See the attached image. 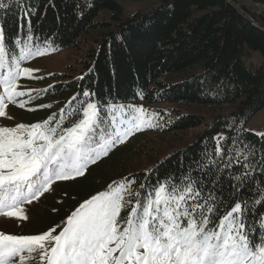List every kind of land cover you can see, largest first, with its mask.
I'll return each instance as SVG.
<instances>
[{
	"label": "trees",
	"instance_id": "1",
	"mask_svg": "<svg viewBox=\"0 0 264 264\" xmlns=\"http://www.w3.org/2000/svg\"><path fill=\"white\" fill-rule=\"evenodd\" d=\"M234 1L242 11L230 0H161L156 7L124 20L119 0H21L33 12L31 31L41 47L47 39L54 52L79 49L85 38L96 35V40L86 46L87 60L79 72L68 78L54 74L38 80L47 90L43 98L35 96L34 103L55 104L54 109H59L54 113L57 116L85 88L99 100L110 98L118 104L143 100L148 104L230 108L228 114L217 113L211 118L204 112L178 111L177 118L159 130L160 136L201 131L192 143L174 151L151 170L137 169L139 159L146 154L141 143L150 139L141 135L111 150L108 156L90 165L83 176L58 181L39 201L42 209L35 214V220H28L34 225L28 226L27 222L25 234H41L61 224L84 200L126 177H134L136 183L131 188L142 193L141 183L153 184L170 175L183 177L197 157L205 162L220 161L217 176L223 179L214 193V212L216 207L219 212L215 216L210 214V219L220 217L229 209L230 202L239 197L247 200L251 208L248 226L264 214V205L253 202L251 187L238 194L229 187L230 174H239L241 170L240 164L235 163L236 149L241 148V163L251 162L249 171L255 169L252 178L257 181L260 199H264V187L259 186L264 182L259 165L264 159V138L246 129L248 121L264 108V23L240 0ZM3 2L8 7L0 9V22L5 23L9 41L17 35L23 37L27 29L16 0ZM250 51L263 55V65L256 70L244 61ZM54 109L20 110L16 117L28 124L43 122L53 115ZM219 135L230 138L222 142L225 151L232 153L233 164L227 169L224 163L229 156L221 161L215 152L214 138ZM189 175L195 176V172L189 170ZM127 211L123 209L121 217ZM260 224H264V218L257 222V227Z\"/></svg>",
	"mask_w": 264,
	"mask_h": 264
},
{
	"label": "snow or ice",
	"instance_id": "2",
	"mask_svg": "<svg viewBox=\"0 0 264 264\" xmlns=\"http://www.w3.org/2000/svg\"><path fill=\"white\" fill-rule=\"evenodd\" d=\"M16 6L27 31L9 41L5 23L0 22V117L7 116L9 103L24 108L30 102L17 100L30 97V93L17 90V81L31 77L34 71L21 64L49 51L47 39L41 47L31 31L33 12L21 0H16ZM7 7L0 0V9ZM156 120L143 106L99 100L85 88L58 116L30 125L0 126V216L27 220L25 204L39 200L57 181L83 176L90 165L131 135L157 127ZM257 135L264 138V132ZM214 140L220 160L229 156L224 163L227 169L233 164L232 153L225 151L222 142L230 138L219 135ZM242 155V149L237 148L235 163L241 170L230 174L229 187L237 194L251 187L253 202L264 205L252 178L255 169L249 171L251 162L241 163ZM219 164L218 160L205 162L197 157L189 166L195 176L186 170L183 177L170 175L153 184L141 183L143 193L132 190L134 177H126L84 200L61 224L41 234L0 232V264H24L25 256L33 254L40 264H264V235H260L264 224L257 227L264 214L248 226L251 208L239 197L220 217L210 219V214L219 212L218 207L214 212V193L223 179L217 176ZM259 165L264 172V159ZM259 186L264 187V182ZM122 209L128 210L124 217Z\"/></svg>",
	"mask_w": 264,
	"mask_h": 264
},
{
	"label": "rangeland",
	"instance_id": "3",
	"mask_svg": "<svg viewBox=\"0 0 264 264\" xmlns=\"http://www.w3.org/2000/svg\"><path fill=\"white\" fill-rule=\"evenodd\" d=\"M119 2L124 8V20H126L139 11L143 12L156 7L160 4L161 0H119ZM240 3L245 5V7L251 14H256V16L259 17V19L264 23V3H262L261 0H240ZM108 16L109 15L107 14L106 17ZM94 40H96V35L85 38L79 49L71 48L57 52L49 49L46 54L39 57H34L28 61L23 62L21 64L22 68L28 67L33 69L34 71L31 77L22 76L17 81V90L30 93L31 98L26 95L24 97H18L17 100L18 102L20 100H30V102L27 103L24 108L19 107L18 103L16 105L9 103L6 109L7 116L0 117V126L15 127L20 123L28 124L26 122L20 121L16 117V115L18 116L20 114V110H38L40 108H43L40 107L41 105H51L49 103H34L35 96L44 92V90L46 89V87H44L42 83L38 82V80L41 81L42 78L44 79L54 74L65 75V77L68 78L79 72L84 62L87 60L85 58L87 52L86 46L89 47ZM244 61L249 68L256 70L263 65V55L259 51H250V54L244 58ZM0 92H2V88H0ZM121 105H134L137 107L143 106L145 109L149 110V114H153L157 117V127L138 131L127 139V141H129L133 137H139L141 135H148L150 137L148 141L141 143L145 146L144 148L146 149V154L139 159V162L137 164L138 171H147L148 169L151 170L160 161L168 157L174 151L182 149L195 140L197 134L201 131L200 129L178 133L176 134V136L169 134H167V136H160L159 130L161 128L167 127V124L171 120L177 118L178 111H180L181 114H187L188 111L194 113L204 112L207 116H209V118L216 116L217 113L228 114L230 112V108L228 106L222 107L221 110H214L210 107H193L187 106L185 104H148L143 100L139 101L138 103ZM51 106L52 107H50V109H54L53 106H55V104ZM56 108L57 107H55L53 114L59 110H56ZM23 115H27V113H23ZM117 115H119V112H117ZM150 129L152 130V132L149 131ZM246 129L256 135L258 133L264 132V108H262L248 121V123L246 124ZM54 184L51 186V188L54 186ZM42 197L43 196H41L39 200H41ZM37 201L38 200L33 201L31 204H25L23 206L24 214L28 217L27 220H22L18 217L0 216V232L12 235H30L25 234L23 230H26L27 222L28 226L34 225L33 222L29 221L33 220L37 216L35 214L39 212L40 209H42V207L37 204ZM122 212L123 209L121 211V215ZM24 264H40V261L35 254H33L32 257L26 255Z\"/></svg>",
	"mask_w": 264,
	"mask_h": 264
},
{
	"label": "water",
	"instance_id": "4",
	"mask_svg": "<svg viewBox=\"0 0 264 264\" xmlns=\"http://www.w3.org/2000/svg\"><path fill=\"white\" fill-rule=\"evenodd\" d=\"M230 2H232L233 4H235L237 6V8L242 11V9L240 8V6L234 0H230Z\"/></svg>",
	"mask_w": 264,
	"mask_h": 264
}]
</instances>
